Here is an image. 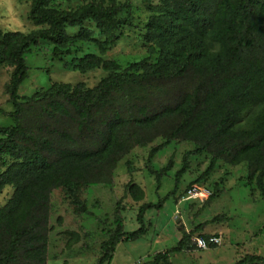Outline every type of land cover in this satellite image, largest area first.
I'll return each instance as SVG.
<instances>
[{"label":"trees","instance_id":"16d2710c","mask_svg":"<svg viewBox=\"0 0 264 264\" xmlns=\"http://www.w3.org/2000/svg\"><path fill=\"white\" fill-rule=\"evenodd\" d=\"M160 1L145 37L160 50L156 62L142 60L121 70L113 59L86 54L77 59L78 70L110 72L89 89L84 83H53L31 97L20 95L28 74L25 54L40 41L59 47L93 42L106 53L121 27L118 15L124 5L71 11L52 7L51 0H32L29 18L41 28L30 34L0 32V65L9 61L14 66L7 87L14 108H0L14 121L12 127L0 125V195L6 186L14 187L12 197L0 206V264H47L52 192L65 190L76 212H88L82 189L112 185L118 162L135 147H147L160 137L165 141L150 150L149 167L173 141L193 142L195 148L184 153L174 189L158 203L140 205L138 229L125 231L117 204V227L107 230L97 264H111L121 242L147 233V211L161 209L175 197L191 168V156L206 152L211 160L186 194L193 185L203 184L198 181L213 174L219 161L247 162V185L264 198V0ZM86 21L96 24L103 40L95 38ZM75 27L80 29L71 35L68 29ZM132 68L136 71L130 72ZM172 168L170 160L160 172L148 170L160 183ZM210 188L211 196L203 201L221 194ZM127 192L135 201L146 196L132 181ZM219 220L217 216L212 221ZM191 236L184 232L176 247L156 253L145 264H172L171 253L187 249ZM234 264H264V256L248 254Z\"/></svg>","mask_w":264,"mask_h":264},{"label":"rangeland","instance_id":"374dc122","mask_svg":"<svg viewBox=\"0 0 264 264\" xmlns=\"http://www.w3.org/2000/svg\"><path fill=\"white\" fill-rule=\"evenodd\" d=\"M100 4L125 6L118 15L121 27L108 51L102 53L93 42L59 47L40 41L25 54L28 74L20 87V95L31 97L38 91H46L53 83L70 84L72 87L84 83L87 89L96 87L110 72L102 68L86 72L78 70L77 59L90 53L117 61L121 70L142 60L156 62L160 50L145 37L146 26L160 7V0H51V6L58 10L76 11ZM31 6L32 0H0V32L30 34L41 28L29 18ZM84 25L93 31L95 38L104 39L95 23L86 21ZM79 29L69 28L68 32L75 35ZM13 70L14 66L9 61L0 65V108L5 112L14 108L7 89ZM135 71V68L130 70ZM0 125L12 127L14 121L0 113ZM164 141L160 137L147 147H135L118 162L112 185L84 187L80 196L88 208L86 213L76 212L72 198L65 190L52 192L49 221L53 230L49 233L47 264H97L103 254L101 245L108 239L107 230L117 227L115 211L118 203L125 231L140 227L137 221L140 205L158 203L174 189L184 153L195 148L193 142L173 141L160 150L150 167L160 172L172 160L173 168L162 175L159 183L156 174L148 170V158L150 150ZM189 160L191 168L183 175L175 197L165 201L161 209L147 211V233L138 240L121 242L113 253L111 264H145L153 260L156 253L176 247L184 232L192 233L189 247L171 253L172 264H234L248 254L264 256V198L257 189L247 185L248 163L231 165L219 161L213 174L198 181L221 191L213 201L207 202L187 197L185 190L209 166L211 155L204 152L191 156ZM6 162H11L9 157ZM5 169L1 167V171ZM131 181L145 190L143 200L135 201L128 194L127 185ZM13 192L14 187H5L0 195V206L8 202ZM217 216L221 220L212 221ZM203 234L220 235L221 243L215 248L199 249L195 237Z\"/></svg>","mask_w":264,"mask_h":264},{"label":"built area","instance_id":"2783aa9c","mask_svg":"<svg viewBox=\"0 0 264 264\" xmlns=\"http://www.w3.org/2000/svg\"><path fill=\"white\" fill-rule=\"evenodd\" d=\"M212 190L210 187L204 184H195L187 191V197L204 200L211 196ZM221 236L212 234L209 237L204 235H197L195 237V242L199 249H209L213 246H218L221 243Z\"/></svg>","mask_w":264,"mask_h":264}]
</instances>
